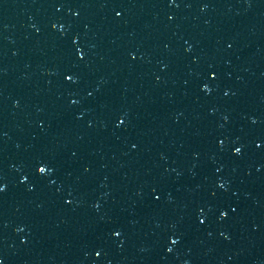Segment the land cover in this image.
Wrapping results in <instances>:
<instances>
[{
    "label": "snow or ice",
    "instance_id": "6c2138e0",
    "mask_svg": "<svg viewBox=\"0 0 264 264\" xmlns=\"http://www.w3.org/2000/svg\"><path fill=\"white\" fill-rule=\"evenodd\" d=\"M40 171H43V169H40Z\"/></svg>",
    "mask_w": 264,
    "mask_h": 264
}]
</instances>
